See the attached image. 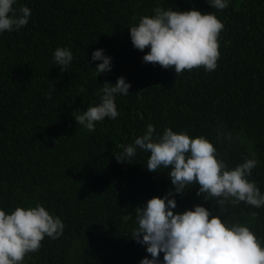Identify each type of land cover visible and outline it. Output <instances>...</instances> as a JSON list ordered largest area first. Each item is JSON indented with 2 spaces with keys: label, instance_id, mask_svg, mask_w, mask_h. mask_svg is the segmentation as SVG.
<instances>
[{
  "label": "trees",
  "instance_id": "obj_1",
  "mask_svg": "<svg viewBox=\"0 0 264 264\" xmlns=\"http://www.w3.org/2000/svg\"><path fill=\"white\" fill-rule=\"evenodd\" d=\"M20 2L32 10L29 23L0 35V206L39 200L66 225L27 264H138L150 255L130 237L132 219L124 217L163 196L171 182L166 173L146 170L148 153L131 163L115 158L146 123L191 135L213 132L219 123L243 130L260 161L253 178L264 191V0H231L221 11L207 0H161L174 9L216 11L224 23L217 69L178 76L174 67L143 63L148 49L131 43L132 17L149 14L156 0ZM59 46L75 56L67 72L51 60ZM98 48L112 57V69L96 80L99 61L91 54ZM120 76L131 87L116 100L118 117L105 118L94 132L81 130L72 112L86 110L100 84ZM239 155L233 150L229 159ZM197 188L177 195L174 211L201 203ZM204 206L218 211L212 202ZM256 211L264 233V209Z\"/></svg>",
  "mask_w": 264,
  "mask_h": 264
},
{
  "label": "clouds",
  "instance_id": "obj_2",
  "mask_svg": "<svg viewBox=\"0 0 264 264\" xmlns=\"http://www.w3.org/2000/svg\"><path fill=\"white\" fill-rule=\"evenodd\" d=\"M207 3L221 11L231 0ZM31 11L20 0H0V35L27 26ZM132 21L127 27L132 46L141 52L148 49L143 63L174 67L177 76L194 68L205 72L217 69L224 23L216 11L174 9L156 0L149 14L133 16ZM74 59L68 46L55 48L51 56L61 72H67ZM91 61H99L93 68L95 79L112 69V57L102 48L92 52ZM100 85L95 90L96 100L90 101L86 110L72 112L83 131L94 132L105 118L115 120L119 115L116 100L127 96L131 87L123 76L115 83ZM120 149L115 155L118 162L131 163L138 153H148L146 170L166 173L172 185L163 196H153L137 206L134 217H124L132 219L130 237L150 254L138 264H264V233L256 211L264 209V191L253 178L260 161L243 130L219 123L213 132L191 135L186 129L165 125L158 130L155 124L146 123L142 132ZM233 150L240 155L230 160ZM194 186H198L196 195L201 203L174 211L176 196ZM206 202L218 206V211L205 207ZM241 205L248 211H241ZM65 228L63 219L39 200L12 208L0 206V264H27L45 238L57 240Z\"/></svg>",
  "mask_w": 264,
  "mask_h": 264
}]
</instances>
